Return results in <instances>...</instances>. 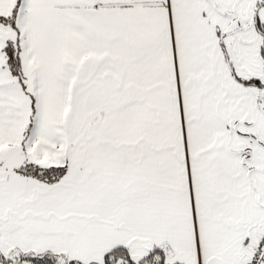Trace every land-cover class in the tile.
Listing matches in <instances>:
<instances>
[{
    "label": "snow or ice",
    "instance_id": "6c2138e0",
    "mask_svg": "<svg viewBox=\"0 0 264 264\" xmlns=\"http://www.w3.org/2000/svg\"><path fill=\"white\" fill-rule=\"evenodd\" d=\"M0 264H264V0H0Z\"/></svg>",
    "mask_w": 264,
    "mask_h": 264
}]
</instances>
